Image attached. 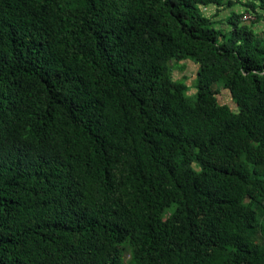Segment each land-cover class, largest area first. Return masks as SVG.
Masks as SVG:
<instances>
[{
    "label": "trees",
    "instance_id": "16d2710c",
    "mask_svg": "<svg viewBox=\"0 0 264 264\" xmlns=\"http://www.w3.org/2000/svg\"><path fill=\"white\" fill-rule=\"evenodd\" d=\"M263 26L264 0H0V264H264Z\"/></svg>",
    "mask_w": 264,
    "mask_h": 264
},
{
    "label": "rangeland",
    "instance_id": "374dc122",
    "mask_svg": "<svg viewBox=\"0 0 264 264\" xmlns=\"http://www.w3.org/2000/svg\"><path fill=\"white\" fill-rule=\"evenodd\" d=\"M236 11H238L237 9H236ZM227 14H228V12H227ZM227 14H225V13H223L222 14V17L221 18H225L226 17V15ZM229 14H230V12H229ZM264 27V26H263ZM197 66H195L194 67V70L195 71H197ZM190 73L192 74L193 72H192V68H190ZM195 73H193L192 74V77L190 78V80L188 81V83H189V85H192V82L194 81V79H193V75H194ZM178 76V75H177ZM218 102L219 103H221V104H223V105H230L232 108H236V106H235V103H234V101H233V98H232V95L230 94V92L229 91H222L221 92V95H219L218 96ZM126 260L129 262V260H130V254L127 252V255H126Z\"/></svg>",
    "mask_w": 264,
    "mask_h": 264
},
{
    "label": "crops",
    "instance_id": "0c3cea01",
    "mask_svg": "<svg viewBox=\"0 0 264 264\" xmlns=\"http://www.w3.org/2000/svg\"><path fill=\"white\" fill-rule=\"evenodd\" d=\"M194 67H195V65H190V68H192V72H193V73H196V72L198 71V68H197V71H195V70H194Z\"/></svg>",
    "mask_w": 264,
    "mask_h": 264
}]
</instances>
